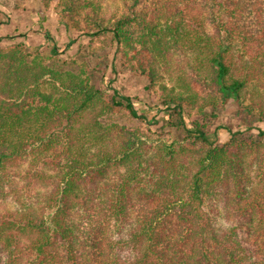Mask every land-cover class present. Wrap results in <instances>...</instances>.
I'll use <instances>...</instances> for the list:
<instances>
[{
  "label": "trees",
  "instance_id": "1",
  "mask_svg": "<svg viewBox=\"0 0 264 264\" xmlns=\"http://www.w3.org/2000/svg\"><path fill=\"white\" fill-rule=\"evenodd\" d=\"M39 1L112 37L164 114L0 45V264H264V0ZM231 102L245 131L212 138Z\"/></svg>",
  "mask_w": 264,
  "mask_h": 264
},
{
  "label": "rangeland",
  "instance_id": "2",
  "mask_svg": "<svg viewBox=\"0 0 264 264\" xmlns=\"http://www.w3.org/2000/svg\"><path fill=\"white\" fill-rule=\"evenodd\" d=\"M100 1L107 13L121 6L120 0ZM56 4L53 2L49 8H45L39 0H0V45L22 42L28 48L40 50L48 64L60 65L61 60H68L71 65L64 68L75 72L84 71L97 86H105L104 82H108V90L112 92L114 88L128 95L140 114L145 112L148 117L156 115L161 120L164 111L161 110L162 107H158L161 105L158 94L154 89L148 88L149 82L145 78L122 65L112 37L92 40L69 29L60 21L55 10ZM47 32L50 39L45 35ZM54 46L58 48V52L53 55ZM105 66L109 67V71L106 79H102ZM236 112L237 106L234 102L218 111V118L213 126L216 133L212 134V138L218 135L221 140H225L230 136V130L245 131L244 127L237 126ZM111 121L129 127H145L148 124L141 119H132L125 115L113 116ZM259 126L264 129V122L259 123ZM25 183L26 181L20 180L19 186L23 189ZM30 192L37 194L36 190ZM15 208L13 202H0V212Z\"/></svg>",
  "mask_w": 264,
  "mask_h": 264
},
{
  "label": "built area",
  "instance_id": "3",
  "mask_svg": "<svg viewBox=\"0 0 264 264\" xmlns=\"http://www.w3.org/2000/svg\"><path fill=\"white\" fill-rule=\"evenodd\" d=\"M46 34V33H45Z\"/></svg>",
  "mask_w": 264,
  "mask_h": 264
}]
</instances>
